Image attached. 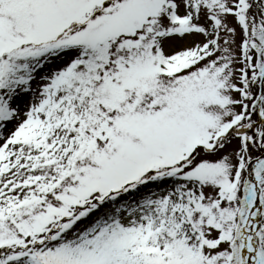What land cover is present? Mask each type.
Here are the masks:
<instances>
[{
	"label": "snow or ice",
	"instance_id": "6c2138e0",
	"mask_svg": "<svg viewBox=\"0 0 264 264\" xmlns=\"http://www.w3.org/2000/svg\"><path fill=\"white\" fill-rule=\"evenodd\" d=\"M0 264H264V0H0Z\"/></svg>",
	"mask_w": 264,
	"mask_h": 264
}]
</instances>
